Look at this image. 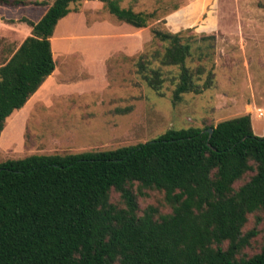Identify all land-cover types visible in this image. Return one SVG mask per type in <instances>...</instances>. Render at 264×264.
<instances>
[{"label": "trees", "instance_id": "16d2710c", "mask_svg": "<svg viewBox=\"0 0 264 264\" xmlns=\"http://www.w3.org/2000/svg\"><path fill=\"white\" fill-rule=\"evenodd\" d=\"M82 1L0 0L47 8L38 21L23 17L32 33L0 64V137L55 70L51 38ZM104 1L135 28L157 15ZM152 32L164 47L135 63L149 87L162 95L171 80L176 104L213 86V70L189 65L182 31ZM147 190L170 210L142 207ZM0 264H264V135L243 114L114 149L0 161Z\"/></svg>", "mask_w": 264, "mask_h": 264}, {"label": "rangeland", "instance_id": "374dc122", "mask_svg": "<svg viewBox=\"0 0 264 264\" xmlns=\"http://www.w3.org/2000/svg\"><path fill=\"white\" fill-rule=\"evenodd\" d=\"M95 1H84L86 9H80L73 21H61L59 36L70 35L73 42L87 44L92 57L102 56L96 52V46H102L98 43L110 42L112 48L121 45L125 40L117 38L119 34L127 35V43L130 35L141 40V51L129 57L126 49L118 48L110 56L107 87L83 74L81 79L89 80L88 86L93 89L74 95L70 99L74 104L66 109L54 106L51 111L35 108L28 113L27 127L18 125V135L13 131L16 138L10 139L8 131L12 129L7 127L0 137V161L31 154L114 149L154 139L170 128L206 127L243 114H250L254 132L264 135V0H120L123 7L135 11H156V17L144 28L119 20L104 0ZM79 4L72 8L79 9ZM37 6L0 3V64L18 47L20 33L24 32L23 27H16L15 33L7 31V21L18 18L15 25L21 26L26 24L23 17L38 19L40 13H31ZM92 18L96 21L93 24ZM153 28L182 31L191 39L193 55L188 63L191 67L203 64L207 72L213 70V86L200 94L186 93L176 104L172 101L171 80L162 95L149 87L137 73L135 63L142 52L164 47L165 43L154 37ZM102 36L113 38L107 41ZM74 65L76 68V62ZM99 86L102 89L98 90ZM140 203L142 207L154 203L170 210L163 194L154 190L140 196Z\"/></svg>", "mask_w": 264, "mask_h": 264}, {"label": "crops", "instance_id": "0c3cea01", "mask_svg": "<svg viewBox=\"0 0 264 264\" xmlns=\"http://www.w3.org/2000/svg\"><path fill=\"white\" fill-rule=\"evenodd\" d=\"M84 1L86 2L89 0H83L81 4L77 6L79 7V9L78 8L73 9L65 18L61 19L59 23L66 19L67 21L75 19L74 18L75 15H77L83 9H86L84 8L85 6ZM52 2L53 0L50 3ZM95 2L99 3L100 0L99 1L96 0ZM41 7H43V9ZM46 10L47 8L44 6H37L36 8H33L31 10L32 11L31 13L37 15L39 13L41 14L38 19L36 20L33 19V21H38L45 14ZM17 21H19L18 18H13V19L11 18V20L7 21V23L9 24H7L6 30L15 33L14 29L17 28L19 29L20 27H23L24 32L23 34L20 33L21 38L19 36L21 40V42L18 45L19 47L20 44L23 42V40L32 33V27L28 23L23 24L24 26L22 24H19L21 26H17L15 25ZM94 21L95 20L92 18L91 23L93 24ZM59 23L57 24L54 35L51 38L53 56L56 63L55 70L44 81V83L40 86V88L29 98L26 104L21 109L16 110L8 117L7 125L5 126L2 134L5 133L7 127L11 128L12 131H10V129L8 131L9 136L10 133L12 134L10 139L12 137L16 138L15 133L18 135V132L20 130V129H16L19 128L18 125H21L24 128L27 127L26 123L29 120L27 117L28 113L34 112L35 108H41L44 111H51L50 109L54 106L57 107L63 106V108L66 109L69 107L70 104H74V102L70 100L74 95H79L82 92H86V91H92L93 88L88 86L89 80L81 79L82 78L81 76L83 74H88L90 76V80H93L94 78L99 79L100 85L102 83L103 87H107L108 75H109L108 60L110 56H112L113 54L117 53L118 50H120L118 48L126 49V51L124 50L125 52H127L125 54H127L129 57L138 54L142 49L141 40H136L132 38V35H130L128 38L129 43H127L126 42L127 39L125 38L127 35L120 36L119 34L116 37L120 39L123 38L125 40L121 43V45L114 46L112 48L110 46V42L107 44L96 42L102 45L99 47L96 46V52H98L102 56L92 57L89 53L88 50L89 48L87 47V44H80L78 42H73V37L70 35H64V37L59 36L57 32V27ZM128 31L132 33L134 30L133 28L132 29L129 28ZM112 38L113 37H111V39ZM84 39H89V38L84 37ZM91 39H97V37H93ZM101 39L111 41V39H108V37H104V36H102ZM13 43H14V39H13ZM81 43H87V42H81ZM75 62L77 64L76 68L74 65ZM102 86H99L98 90L102 89ZM62 98L65 100L62 101Z\"/></svg>", "mask_w": 264, "mask_h": 264}, {"label": "water", "instance_id": "95a60500", "mask_svg": "<svg viewBox=\"0 0 264 264\" xmlns=\"http://www.w3.org/2000/svg\"><path fill=\"white\" fill-rule=\"evenodd\" d=\"M208 130H209L210 133H212L214 131V128L210 127Z\"/></svg>", "mask_w": 264, "mask_h": 264}]
</instances>
